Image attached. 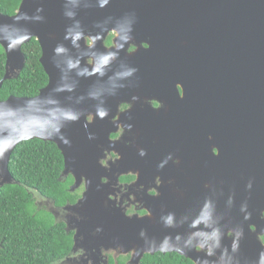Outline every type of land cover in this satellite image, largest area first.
I'll return each instance as SVG.
<instances>
[{
  "label": "water",
  "instance_id": "95a60500",
  "mask_svg": "<svg viewBox=\"0 0 264 264\" xmlns=\"http://www.w3.org/2000/svg\"><path fill=\"white\" fill-rule=\"evenodd\" d=\"M111 32L117 38L106 47ZM34 38L49 84L36 97L0 100V189L19 184L9 162L20 143L53 142L64 157L62 178L73 174L75 188L88 178L84 197L67 209L82 218L79 236L98 243V250L135 249L137 260L176 251L197 264H264V247L246 246L244 240L251 225L264 224L258 215L264 203V0H22L15 15L0 14V45L7 55L0 90L24 69L22 48ZM129 40L149 48L130 54ZM180 87L184 106L192 105L184 112L186 123L203 127L210 115L242 131L239 174L188 183L199 186L195 209L205 210V238L193 239L194 248L209 250L205 256L180 251L174 240L145 230L139 218L98 214L107 193L98 174L105 149L125 157L119 175L128 158L124 145L110 139L120 105L129 92H180ZM230 231L238 238L230 240Z\"/></svg>",
  "mask_w": 264,
  "mask_h": 264
},
{
  "label": "flooded vegetation",
  "instance_id": "af4514ba",
  "mask_svg": "<svg viewBox=\"0 0 264 264\" xmlns=\"http://www.w3.org/2000/svg\"><path fill=\"white\" fill-rule=\"evenodd\" d=\"M116 38L117 33L111 32L105 41L106 47L114 46ZM129 41L130 54L149 48L147 43ZM87 43L90 45L92 41L87 38ZM89 62L92 63V60ZM148 91L129 92L112 119V124L117 125L118 129L110 134V139L124 145L128 158L125 172L119 175L118 171L122 172L120 161H124L125 157L122 158L113 149H105L100 160L103 168L99 169L98 174L101 175V186L107 193H101L104 201L100 204L102 208L98 214L107 212L126 215L131 219L139 218L146 222L145 230L155 229L161 238L174 240L180 251L208 255V249L200 245L194 248L193 239L205 238L202 234L205 231V210L195 209L194 189L199 186L188 183L195 182L196 177L210 178L211 175L217 177L241 172L240 158L244 155L240 143V125L227 124L222 120L211 121L210 115H207L203 127L196 128L195 125L200 123H186L188 117H185L184 112L191 109L192 105L191 108H188L190 105L184 106L186 97L181 87L180 92ZM204 102L210 110V96ZM93 120L94 116L90 115L88 121L92 123ZM62 180L70 181L69 191L76 196L75 202L56 206L50 198H43L46 207H41L52 214L55 222L62 225L73 242L69 254L55 264H141L145 256L149 257L144 264H197L176 251L146 253L137 260L135 249L125 252L122 249L101 247L98 250V243L87 242L83 236H79V221L82 218L67 209L77 205L84 197L88 178L82 177L76 188L73 174ZM90 180L93 181L92 178ZM260 214V221H264V203L259 205ZM250 229V233L245 234V245L257 249L264 247V224L257 221V226L251 225ZM228 238L235 240L238 235L230 231Z\"/></svg>",
  "mask_w": 264,
  "mask_h": 264
},
{
  "label": "trees",
  "instance_id": "16d2710c",
  "mask_svg": "<svg viewBox=\"0 0 264 264\" xmlns=\"http://www.w3.org/2000/svg\"><path fill=\"white\" fill-rule=\"evenodd\" d=\"M22 0H0V13L14 15ZM26 64L18 78L6 80L0 100L10 96L36 97L49 84L36 38L23 46ZM6 74V53L0 46V82ZM64 157L58 146L39 139L20 143L12 153L9 170L19 184L0 189V264H55L69 254L72 239L52 214L37 205L36 196L50 198L56 206L75 202L63 181ZM149 256H145L143 262ZM123 264V263H120Z\"/></svg>",
  "mask_w": 264,
  "mask_h": 264
},
{
  "label": "rangeland",
  "instance_id": "374dc122",
  "mask_svg": "<svg viewBox=\"0 0 264 264\" xmlns=\"http://www.w3.org/2000/svg\"><path fill=\"white\" fill-rule=\"evenodd\" d=\"M43 200V198L42 197H40V196H37V202H38V207L39 208H41V207H43V206H45L46 207V202L45 201H42ZM42 209V208H41Z\"/></svg>",
  "mask_w": 264,
  "mask_h": 264
}]
</instances>
